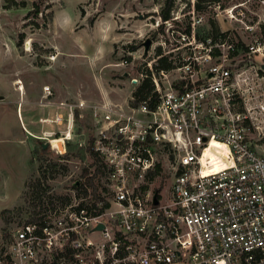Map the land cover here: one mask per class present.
<instances>
[{
    "label": "built area",
    "instance_id": "2783aa9c",
    "mask_svg": "<svg viewBox=\"0 0 264 264\" xmlns=\"http://www.w3.org/2000/svg\"><path fill=\"white\" fill-rule=\"evenodd\" d=\"M232 1L204 3L247 30L264 28V0ZM196 10L190 33H180L194 54L169 69L159 67L158 54L131 77L134 86L151 79L147 98L135 103L133 91L126 104L91 105L86 147L99 159L100 185L77 182L67 196L42 199L33 220L0 245V264H264V77L253 61L238 66L240 47L227 33L197 38L206 15ZM263 47L246 44L248 58L264 55ZM59 106L66 118L40 120L66 128L38 138L62 153L87 104ZM57 134L63 148L52 145ZM212 139L224 144L213 157ZM165 173L170 181L160 191L155 181Z\"/></svg>",
    "mask_w": 264,
    "mask_h": 264
},
{
    "label": "rangeland",
    "instance_id": "374dc122",
    "mask_svg": "<svg viewBox=\"0 0 264 264\" xmlns=\"http://www.w3.org/2000/svg\"><path fill=\"white\" fill-rule=\"evenodd\" d=\"M220 1L225 6L233 2ZM195 3L196 0H0V94L4 96L0 98V201H7L0 204V245L8 241L10 231L18 224L33 220L42 199L67 196L74 184L87 183V177L95 173L100 164L86 147L94 132L91 105L106 100L130 102V95L138 87L131 77L140 75L148 61L157 58L159 48L175 66L194 54L180 33L192 20ZM199 11L206 15L200 32L210 30L214 19L232 42L241 40L244 45L240 46L236 63L246 67L253 61L264 77V55L251 60L246 49V44L264 45V28L247 30L241 22L205 7V3ZM18 79L24 84L21 90ZM262 82L264 86V78ZM45 85L51 89L45 102L84 101L87 106L76 111L74 132L66 142L65 152L50 147L42 151L47 140L32 136L30 158L25 145L18 141L19 132L25 134L17 116L18 102L10 99L19 100L18 92L22 93L20 110L23 105L25 113L35 119L34 133L62 131L66 122L40 120L43 103L39 97ZM37 100L39 103H35ZM58 112L66 118L68 109L50 107L41 118H54ZM60 147L63 148L61 143ZM259 150L264 152V138ZM50 163L55 166L50 167ZM86 168L88 173L84 172ZM26 175L24 187L14 197L11 194L23 184ZM38 179L42 198L34 199L28 191ZM93 181L96 187L100 185L101 170ZM169 181L165 173L155 184L162 191Z\"/></svg>",
    "mask_w": 264,
    "mask_h": 264
},
{
    "label": "trees",
    "instance_id": "16d2710c",
    "mask_svg": "<svg viewBox=\"0 0 264 264\" xmlns=\"http://www.w3.org/2000/svg\"><path fill=\"white\" fill-rule=\"evenodd\" d=\"M206 1H217V0H196V3H195L196 9L197 10L202 9L203 3ZM210 25H211V29L205 31L204 33H201L200 29L198 27L197 33H196L197 38L206 39V37H212L213 40H217L218 37L224 36L226 34V32H221L220 27L218 26V24L216 23V21L214 19H211ZM190 30H191V26L189 23L188 28L186 29V32L190 33ZM21 36H23V35H21ZM22 40H23V38L21 39V41ZM236 44H237V47L244 46L243 43L241 42V40H239L238 43H236ZM131 50H135V47H132ZM158 54L159 55L162 54V53H160V48H159ZM173 66H174V64L170 60H168V56L162 55L159 58V67L169 69ZM238 66H242V65L239 64ZM153 88H154V85H153L151 79L150 78L144 79L141 82V84L137 87V89L134 91V95L136 97L135 103H138L139 101L147 98L152 93ZM41 148H42V151L47 150V148H43V147H41ZM88 150L90 151L91 155L93 157H95V161L98 163L99 159H98L97 155L94 152H92L89 147H88ZM52 166H55V165L50 163V167H52ZM98 170H100L99 166L95 169V173H93V175L87 177V183L91 186H94V189H96V186H95V183L93 180H94V176H96V174L98 173ZM88 171H89V169H87V168L84 170L85 173H88ZM37 181H38V183L35 182V183H33L32 186L29 187L28 194H29V196H32V198H34V199L35 198L41 199L42 193H40V189H39L40 188L39 187L40 186L39 185L40 179H38Z\"/></svg>",
    "mask_w": 264,
    "mask_h": 264
},
{
    "label": "crops",
    "instance_id": "0c3cea01",
    "mask_svg": "<svg viewBox=\"0 0 264 264\" xmlns=\"http://www.w3.org/2000/svg\"><path fill=\"white\" fill-rule=\"evenodd\" d=\"M18 93H19V97H20L19 100H16V98H14L13 96H11L13 98L10 99L12 101V103H15L16 101L18 102V104H17V116H18V120L20 121V128L25 133L24 135H21L20 132H19L18 141L22 145H25V147L27 149V152L29 153L28 156L31 158V138H32V136L38 138L37 135H40V134L33 132L34 131L33 127L35 125V119L32 118L29 114H27V112L25 113V110H24L23 105L21 106V110H20V105H21V102H22L21 101L22 100V93H20V91ZM2 97H4L3 94H0V98H2ZM39 98H41V101L43 103L42 105H40L41 106L40 109L42 111V115H40L39 117L45 116L46 113L49 112V108L50 107H53V106L54 107H59V102L58 103L57 102H50V101H46L45 102V98L46 97L44 96V94L43 95H40ZM32 101H35V100L33 99ZM35 103H39L38 100ZM27 175L25 176L24 180H22L23 181V184L18 189H16L14 191V193L11 194V195H14V197H15V195H17V194H19V192H21V188L24 187L23 185H24V182H25V180L27 178ZM4 201H5V203L7 202L6 200H4ZM4 201H0V204H4Z\"/></svg>",
    "mask_w": 264,
    "mask_h": 264
},
{
    "label": "bare ground",
    "instance_id": "6f19581e",
    "mask_svg": "<svg viewBox=\"0 0 264 264\" xmlns=\"http://www.w3.org/2000/svg\"><path fill=\"white\" fill-rule=\"evenodd\" d=\"M27 45H29V43H27ZM16 82L18 84V88L19 89H23L24 88V86H23L24 84H22V82L19 79ZM49 138L52 141L53 147H55L54 145L60 146V143L65 140L61 136H54V135H50ZM222 147H224L223 143L219 142L216 139H212L210 146L206 149V154H208L211 157H213V156L217 155L218 153H222V151H223ZM220 166H221V163H216L215 164V169H219Z\"/></svg>",
    "mask_w": 264,
    "mask_h": 264
},
{
    "label": "water",
    "instance_id": "95a60500",
    "mask_svg": "<svg viewBox=\"0 0 264 264\" xmlns=\"http://www.w3.org/2000/svg\"><path fill=\"white\" fill-rule=\"evenodd\" d=\"M43 147H44V148H47V147H48V143H47V142L43 143ZM102 227H103V225L100 224V225H99V228H102Z\"/></svg>",
    "mask_w": 264,
    "mask_h": 264
},
{
    "label": "flooded vegetation",
    "instance_id": "af4514ba",
    "mask_svg": "<svg viewBox=\"0 0 264 264\" xmlns=\"http://www.w3.org/2000/svg\"><path fill=\"white\" fill-rule=\"evenodd\" d=\"M42 147H43V144H42ZM44 148V147H43Z\"/></svg>",
    "mask_w": 264,
    "mask_h": 264
}]
</instances>
